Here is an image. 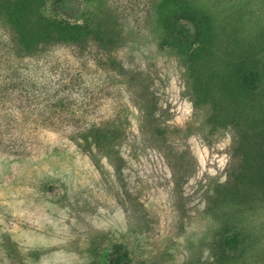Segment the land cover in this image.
I'll list each match as a JSON object with an SVG mask.
<instances>
[{
	"label": "rangeland",
	"instance_id": "374dc122",
	"mask_svg": "<svg viewBox=\"0 0 264 264\" xmlns=\"http://www.w3.org/2000/svg\"><path fill=\"white\" fill-rule=\"evenodd\" d=\"M5 74L0 264H264V0H0Z\"/></svg>",
	"mask_w": 264,
	"mask_h": 264
},
{
	"label": "trees",
	"instance_id": "16d2710c",
	"mask_svg": "<svg viewBox=\"0 0 264 264\" xmlns=\"http://www.w3.org/2000/svg\"><path fill=\"white\" fill-rule=\"evenodd\" d=\"M57 5L61 6L63 3H66L68 0H55ZM80 40L81 39H73L71 40V42L68 44L70 47H73V46H77L80 44ZM60 41V40H59ZM8 43V42H7ZM9 45L10 47L8 48L9 50H14V55L15 57L17 58H25V57H29V56H32V55H35V53H39L40 51H43L45 48V44L42 43V41L38 42L34 47L33 49L30 51L29 54L27 55H23V54H20L21 53V48L24 49V45L20 42H18V40H16L15 38L13 39H9ZM26 48V47H25ZM19 54V56L17 55ZM7 71V68L6 70ZM4 72V71H2ZM1 76V75H0ZM16 76L17 74H11V75H2V77L0 78V102L3 100L4 101V97L6 96H11V95H19L18 92H20V87H22L23 85V82H21L20 78H18V80L16 79ZM19 88V89H18ZM3 103V102H2ZM2 136H4V134H1L0 133V142L5 138H1ZM9 136V135H7ZM8 139H10L9 137H7Z\"/></svg>",
	"mask_w": 264,
	"mask_h": 264
}]
</instances>
